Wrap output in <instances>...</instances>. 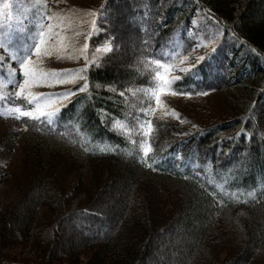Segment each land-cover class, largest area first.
I'll return each mask as SVG.
<instances>
[{
  "label": "trees",
  "instance_id": "trees-1",
  "mask_svg": "<svg viewBox=\"0 0 264 264\" xmlns=\"http://www.w3.org/2000/svg\"><path fill=\"white\" fill-rule=\"evenodd\" d=\"M236 2L106 1V18L110 17L112 28L104 26L107 30L101 38H110L113 48L100 64L88 69L83 91L81 85L76 87L78 93L62 108L56 127L32 129V155L37 163L27 192L32 195L27 219L21 228L25 239L36 223L37 209L44 203L51 211L59 207L57 210L64 214L62 222L86 217L101 224L105 217L96 210L98 201L121 178L127 183L126 190H130L128 197L140 186L134 194V206L131 208L126 198L127 211L110 218L104 224L107 231L81 237L84 246L92 250L87 264H150L159 233L174 220L190 230L191 238L179 264H264V225L257 221L264 215V0H248L240 14L235 13ZM126 13L131 15V26L148 39L147 50L143 51V73L123 69L118 59L113 61L122 50L114 27L125 19ZM201 19L217 29V36H222L224 48L210 65L218 63V70L223 73L211 76L205 69L208 64H203L198 67L200 78L195 72L196 76L174 83L173 93L200 101L217 88L234 84L231 79L244 83V89L232 92L230 101L237 106L233 116L198 124L190 122L179 110L176 116L153 112V103L167 43L182 34L187 46L194 38L190 30ZM239 54L244 55L239 59L244 61L240 65L236 59ZM245 90H250V94ZM70 127L74 128L75 137L69 138ZM69 146L81 162H103L109 176L116 178L109 184L97 185L98 197L92 199L95 206L89 204L65 214L68 199L61 193L53 160L57 152ZM141 174L148 180L143 182ZM158 179L177 185L183 196L176 200L175 206H181L179 213L164 224L158 220L167 215L165 202L152 189ZM187 212L193 214L184 220ZM16 220L14 214L4 215L0 241L8 240L10 227H6ZM220 222L226 223L228 232L233 234L232 241L237 240L235 248L242 246L231 256L221 257L217 249L223 244L215 228ZM251 231L258 236L253 239ZM76 256L74 264L79 259Z\"/></svg>",
  "mask_w": 264,
  "mask_h": 264
},
{
  "label": "rangeland",
  "instance_id": "rangeland-1",
  "mask_svg": "<svg viewBox=\"0 0 264 264\" xmlns=\"http://www.w3.org/2000/svg\"><path fill=\"white\" fill-rule=\"evenodd\" d=\"M106 1L0 0V240L4 215L14 214L15 218L18 217V221H12L6 227H10L8 240L0 241V264H74L76 255L79 258L77 264H87L92 250L84 246L81 237L107 231L104 230V224H107L110 218L118 217L127 211L124 204L126 198H129L131 208L134 206V194L140 186L134 188V196L128 197L127 192L130 190H126L127 183L119 178L117 183L102 195L96 206L97 209L95 208L105 217L101 224H94L86 217L62 222L64 214L57 210L59 207L54 206L55 211H51L47 203H44L36 211L37 220L34 226L30 227L28 239L24 238L21 231L27 219L29 197L32 196L27 192L37 163V158L32 155V140L30 141L32 129H39L38 127L45 125L55 128L62 108L77 95L76 87L80 85L81 89L84 87L83 82L88 69L92 65L100 64L101 59L113 48L110 38H101L107 30L104 26L110 25L112 28L110 17L106 18L104 8ZM247 1L237 0L234 5L236 14L242 12ZM130 16L126 13L125 19L116 23L114 27L119 32L118 41L122 45V50L115 55L117 58L115 57L113 61L118 59L117 62L123 69H136L143 73L146 67L143 51L147 50L145 42L148 39L142 38L131 26ZM48 17L52 19L49 20ZM204 21L206 20L201 19L194 29L190 30L194 38L187 46L182 41V34H176L167 43L163 53L164 63L158 75V78L163 76L165 79L162 81L159 78L160 81L156 86V93L160 88H164L165 92L160 96L159 105L156 104L155 93L153 112L176 116L179 110L187 115L190 122L198 124L209 119L217 122L234 115L237 106L230 100L233 96L232 92L236 94V90L244 86L242 82H234L231 79V84H234L217 88L200 101H191L173 93L174 83L186 77L196 76L195 72L200 78L198 67L203 64H208L205 69L211 76H221L223 73L222 69L218 70L220 66L218 63L210 65L211 60L218 57L219 50L224 48L222 36H217V29ZM48 25H52L50 30ZM42 32L45 33L46 41L50 40V32L56 35L51 37L50 44L44 46L50 48L52 55H41L37 58L32 49L38 43ZM52 44L54 46H51ZM43 50L42 48V52ZM29 54L35 69L43 70L45 73L55 71L59 74V78L68 82L54 84L49 81L48 85L36 84L26 88L23 93H18L19 86L23 82L20 69L21 57ZM241 57L239 54L236 58L239 65L244 62H240ZM69 90L72 95L67 100L59 95ZM249 91L247 90L246 94H250ZM29 92L44 95L42 99L31 101ZM46 103L49 105L46 111H51L52 106L57 109L50 120L48 117L32 119L22 116L18 111L20 109L35 112L37 104ZM68 133L71 135H68L69 138L75 137L74 128L70 127ZM59 152L54 155L53 169L58 174L61 193L68 199V211L65 214L87 208L89 204L94 205L92 199L99 194H97L99 188L97 185L109 184L116 177L109 176L108 166L103 162H81V158H76L70 146L63 147ZM142 176L143 182L148 180L146 175ZM152 189L155 195L165 202L164 212L167 215L158 220L159 223L164 224L173 214L179 213L181 206L179 209L175 205L177 198L183 199L182 193L174 183H164L160 179L154 180ZM62 198L61 195L60 199ZM186 214L184 220L189 219L193 212ZM257 219L261 225H264L263 214ZM182 226L181 223L176 224L174 220L164 232L159 233L154 243L156 252L149 258L150 264H179L186 256L187 250L184 247L191 241L190 230ZM215 228L223 243L220 247L217 246L221 257L231 256V253H237L242 249V246L235 248L237 240L236 243L232 241L233 234L228 232L226 223L220 222ZM251 232L253 239L258 236L256 231ZM48 236L53 238V243L49 241Z\"/></svg>",
  "mask_w": 264,
  "mask_h": 264
},
{
  "label": "snow or ice",
  "instance_id": "snow-or-ice-1",
  "mask_svg": "<svg viewBox=\"0 0 264 264\" xmlns=\"http://www.w3.org/2000/svg\"><path fill=\"white\" fill-rule=\"evenodd\" d=\"M47 19L51 20L52 17H48ZM49 30L52 28V25H48ZM56 34L54 32H50V40L46 41L44 36L45 33L40 34V39L38 43L35 45V47L32 49L34 54L39 58L41 55L44 56H50L52 55V52L50 48H45L44 46L46 44H50L51 42V37H54ZM51 46H54L52 44ZM42 48L44 49L42 52ZM203 60L204 58H200ZM159 63V62H158ZM20 69H21V75L23 76V82L20 84L18 93H23V91L26 88L33 87L36 84H43V85H48L49 81H52L54 84H64L67 83L68 81H65L64 79L59 78V74L57 72H51V73H45L43 70H37L33 67V61L31 54L25 55L21 57V62H20ZM162 81L165 79V77L160 76L159 77ZM73 83L75 82L74 80L72 81ZM83 91V89H80ZM165 92L164 88H160L159 91L156 93V104L159 105L160 103V96ZM28 95L31 97V101H36L38 98L42 99L44 94L40 93H35L33 94L32 92H29ZM59 95L63 96L65 100H67L71 95L72 92L69 90L68 92L65 93H60ZM49 105L46 103L44 105L37 104L35 112L28 110V111H20L22 116H27L32 119L39 120L43 117H48L49 120L51 117L55 114L57 109L52 106L51 111H46L45 109L48 108Z\"/></svg>",
  "mask_w": 264,
  "mask_h": 264
}]
</instances>
